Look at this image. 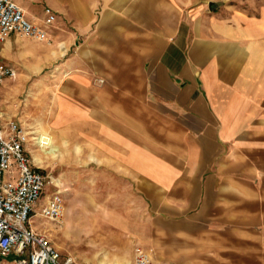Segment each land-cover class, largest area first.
<instances>
[{
  "label": "crops",
  "instance_id": "0c3cea01",
  "mask_svg": "<svg viewBox=\"0 0 264 264\" xmlns=\"http://www.w3.org/2000/svg\"><path fill=\"white\" fill-rule=\"evenodd\" d=\"M16 1L32 22L50 35L57 32L69 49L76 47L78 54L63 66L78 72L83 93H116L108 121L116 161L149 162L150 131L158 132L160 147L173 146L164 152L181 164L173 173L159 171L158 176L174 179L162 183L159 208L164 222L174 217L175 234L189 233V258H205L206 264H264V151L248 155L229 148L228 113L219 118L209 105L191 100L194 93H224L223 83H232L230 93H264V11L260 17L237 13L233 35L244 53L237 59L240 67L220 75L216 66H231L235 58L222 63L223 57L209 52L212 45L184 37L181 0H125L124 15L117 0L103 9L98 0ZM32 3L43 10L49 6L55 20L45 25L31 11ZM197 15L192 10L193 24L185 20L186 25L196 29ZM228 34L231 39L232 31ZM18 40L11 33L4 47ZM103 77L102 88L97 78ZM102 112L95 109V122ZM137 137L146 139L139 142L141 157L129 150ZM142 175L148 177L150 171Z\"/></svg>",
  "mask_w": 264,
  "mask_h": 264
},
{
  "label": "rangeland",
  "instance_id": "374dc122",
  "mask_svg": "<svg viewBox=\"0 0 264 264\" xmlns=\"http://www.w3.org/2000/svg\"><path fill=\"white\" fill-rule=\"evenodd\" d=\"M98 1L102 9L107 3L113 4L112 0ZM210 1H222L221 7L210 10ZM181 6L184 37L212 45L213 51L209 52L215 58L223 57L222 63L235 58L231 66H216L220 75L226 69L237 68L245 48L233 35V27L239 25L237 13L259 16L264 11V0H181ZM44 7L32 3L30 8L43 19L45 9L50 8ZM117 9L125 14V0H117ZM194 9L198 12L196 29L184 22L193 24ZM228 31H232L231 39L227 38ZM17 36L20 40L9 48L0 42V62L9 63L15 70V76L0 85L1 119L3 123L15 120L22 125L28 134L25 147L33 164L59 182L64 201L59 220L42 218L38 214L41 205H37L30 225L45 233L63 257H71V264L129 263L136 247L144 249L151 264H206L205 258H189V233L175 234L174 217L164 222L159 208L162 183L174 182L158 176L159 171L173 173L175 165L181 164L164 152L173 150V146L160 147L158 132L150 131L149 162L116 161L117 147L111 146L108 122L109 106L115 99L111 96L116 93H107L106 89L103 93L82 92L76 79L78 72L69 73L63 66L65 59L76 56V47L69 49L57 32L48 34L46 41ZM249 54L254 56V48ZM260 56L264 57V48ZM106 81V77L97 78L102 88ZM222 85L224 93H194L191 100L209 105L219 118L228 113L229 148L242 149L248 155L260 154L264 151V93H230L232 83ZM95 109L103 111L96 113L97 122ZM143 140L133 138L129 147L139 157V142ZM143 170L150 171V176H143ZM53 189L48 186L47 191Z\"/></svg>",
  "mask_w": 264,
  "mask_h": 264
},
{
  "label": "built area",
  "instance_id": "2783aa9c",
  "mask_svg": "<svg viewBox=\"0 0 264 264\" xmlns=\"http://www.w3.org/2000/svg\"><path fill=\"white\" fill-rule=\"evenodd\" d=\"M44 13V24H51L54 13L50 8ZM11 33L48 40L45 27L27 18L16 0H0V42ZM14 76L12 67L0 63V84ZM27 142L28 134L22 125L15 120L3 123L0 113V264H71V257H63L45 233L30 225L37 205H41L38 214L42 218L59 220L64 201L59 182L33 164L25 147ZM48 186L54 189L48 192ZM9 256L13 258L8 259ZM127 264L151 261L143 248L136 247Z\"/></svg>",
  "mask_w": 264,
  "mask_h": 264
},
{
  "label": "water",
  "instance_id": "95a60500",
  "mask_svg": "<svg viewBox=\"0 0 264 264\" xmlns=\"http://www.w3.org/2000/svg\"><path fill=\"white\" fill-rule=\"evenodd\" d=\"M222 4V1H210L208 3L210 10H214Z\"/></svg>",
  "mask_w": 264,
  "mask_h": 264
}]
</instances>
